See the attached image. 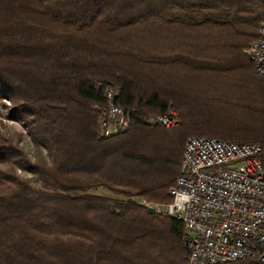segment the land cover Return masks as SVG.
I'll use <instances>...</instances> for the list:
<instances>
[{
    "label": "trees",
    "instance_id": "16d2710c",
    "mask_svg": "<svg viewBox=\"0 0 264 264\" xmlns=\"http://www.w3.org/2000/svg\"><path fill=\"white\" fill-rule=\"evenodd\" d=\"M263 22L264 0H0V96L37 148L0 126V264H188L181 220L142 200L171 199L189 134L257 141L264 164ZM108 87L131 113L114 135Z\"/></svg>",
    "mask_w": 264,
    "mask_h": 264
},
{
    "label": "built area",
    "instance_id": "2783aa9c",
    "mask_svg": "<svg viewBox=\"0 0 264 264\" xmlns=\"http://www.w3.org/2000/svg\"><path fill=\"white\" fill-rule=\"evenodd\" d=\"M255 71L264 75V22L248 48ZM130 109L114 100L106 88L102 125L106 135L129 127ZM165 126L178 123V111L156 114ZM257 141H235L189 134L180 160V173L169 187L167 202L142 200L149 210L182 222L188 264H219L250 260L264 264V164Z\"/></svg>",
    "mask_w": 264,
    "mask_h": 264
},
{
    "label": "rangeland",
    "instance_id": "374dc122",
    "mask_svg": "<svg viewBox=\"0 0 264 264\" xmlns=\"http://www.w3.org/2000/svg\"><path fill=\"white\" fill-rule=\"evenodd\" d=\"M13 110V102L12 100L3 95L0 96V126L1 128L7 132L8 134L17 137L21 135L20 142L23 145L24 149L28 153L31 159H34L36 156V145L29 133L28 126L26 125L25 121L22 118H17L12 116ZM156 115L149 118V120H154ZM44 153L47 154V149L44 148ZM18 171L25 175L32 174L31 171H26L20 166L18 167ZM97 192L101 193H110L104 187H101L97 190ZM167 202V201H163Z\"/></svg>",
    "mask_w": 264,
    "mask_h": 264
},
{
    "label": "water",
    "instance_id": "95a60500",
    "mask_svg": "<svg viewBox=\"0 0 264 264\" xmlns=\"http://www.w3.org/2000/svg\"><path fill=\"white\" fill-rule=\"evenodd\" d=\"M149 210H150L151 212L154 211L153 206H150V207H149Z\"/></svg>",
    "mask_w": 264,
    "mask_h": 264
}]
</instances>
